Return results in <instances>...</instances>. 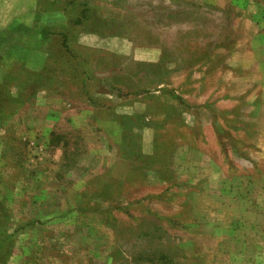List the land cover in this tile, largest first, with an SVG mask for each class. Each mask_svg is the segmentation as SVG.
I'll use <instances>...</instances> for the list:
<instances>
[{
  "label": "rangeland",
  "instance_id": "374dc122",
  "mask_svg": "<svg viewBox=\"0 0 264 264\" xmlns=\"http://www.w3.org/2000/svg\"><path fill=\"white\" fill-rule=\"evenodd\" d=\"M5 57L0 264H264V0H0Z\"/></svg>",
  "mask_w": 264,
  "mask_h": 264
},
{
  "label": "crops",
  "instance_id": "0c3cea01",
  "mask_svg": "<svg viewBox=\"0 0 264 264\" xmlns=\"http://www.w3.org/2000/svg\"><path fill=\"white\" fill-rule=\"evenodd\" d=\"M4 63V64H3ZM3 65L1 64L0 65V82H1V80L3 79V76H5V68L6 67H4V66H9L10 64H12V65H14L15 63H16V61L13 59V58H11V57H5L4 58V61H3ZM7 64V65H6ZM4 70V71H3ZM1 72H3V75H2V73ZM7 74V73H6ZM8 115V114H7ZM5 116V118H9V115L8 116ZM7 120V119H6ZM5 123V122H4ZM1 182V181H0ZM1 184V183H0ZM2 191H1V187H0V199H2L1 198V193ZM17 196H21V193H19L18 194V191L17 190H15V192L13 193V195H12V197H17ZM9 225H4V226H0V242H2V241H5L6 240V238H8V237H6V236H4V235H2L3 233H2V230H9ZM18 243L17 242H15V244H14V246H13V249H12V252H11V254L7 257V259H10L9 261H8V264L11 262V259L13 260V259H17V258H19L18 257V254H17V252H18Z\"/></svg>",
  "mask_w": 264,
  "mask_h": 264
},
{
  "label": "trees",
  "instance_id": "16d2710c",
  "mask_svg": "<svg viewBox=\"0 0 264 264\" xmlns=\"http://www.w3.org/2000/svg\"><path fill=\"white\" fill-rule=\"evenodd\" d=\"M24 36H23V34H21V35H18L17 36V40H16V45H17V49L18 50H22L23 48H21V47H19L20 45L21 46H25V44H26V41H21V40H23L22 38H23ZM23 53L25 54V51H23ZM23 53H22V57H23ZM22 57H20V58H22Z\"/></svg>",
  "mask_w": 264,
  "mask_h": 264
}]
</instances>
